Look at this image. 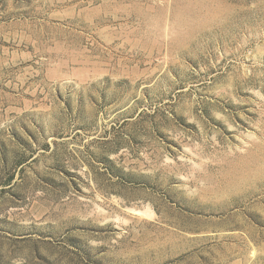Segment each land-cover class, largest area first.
Wrapping results in <instances>:
<instances>
[{
    "label": "rangeland",
    "instance_id": "1",
    "mask_svg": "<svg viewBox=\"0 0 264 264\" xmlns=\"http://www.w3.org/2000/svg\"><path fill=\"white\" fill-rule=\"evenodd\" d=\"M0 264H264V0H0Z\"/></svg>",
    "mask_w": 264,
    "mask_h": 264
}]
</instances>
